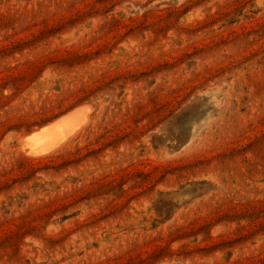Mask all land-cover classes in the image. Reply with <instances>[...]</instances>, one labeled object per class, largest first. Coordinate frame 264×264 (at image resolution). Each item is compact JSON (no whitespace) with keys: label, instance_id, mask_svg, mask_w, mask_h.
<instances>
[{"label":"rangeland","instance_id":"374dc122","mask_svg":"<svg viewBox=\"0 0 264 264\" xmlns=\"http://www.w3.org/2000/svg\"><path fill=\"white\" fill-rule=\"evenodd\" d=\"M0 264H264V0H0Z\"/></svg>","mask_w":264,"mask_h":264},{"label":"bare ground","instance_id":"6f19581e","mask_svg":"<svg viewBox=\"0 0 264 264\" xmlns=\"http://www.w3.org/2000/svg\"><path fill=\"white\" fill-rule=\"evenodd\" d=\"M88 123L86 111L72 110L26 135L22 140L25 152L31 157L50 155L76 137Z\"/></svg>","mask_w":264,"mask_h":264}]
</instances>
